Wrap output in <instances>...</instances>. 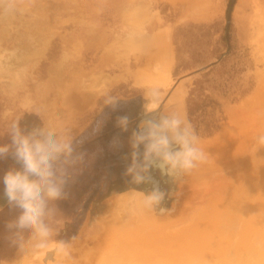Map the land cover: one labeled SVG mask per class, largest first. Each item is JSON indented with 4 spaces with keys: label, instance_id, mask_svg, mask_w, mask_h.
I'll return each instance as SVG.
<instances>
[{
    "label": "rangeland",
    "instance_id": "rangeland-1",
    "mask_svg": "<svg viewBox=\"0 0 264 264\" xmlns=\"http://www.w3.org/2000/svg\"><path fill=\"white\" fill-rule=\"evenodd\" d=\"M260 3L263 0H0V145L11 144L8 131L14 120H18L19 127L25 133L44 125L58 130H72L74 155H82L83 158L69 168L70 178L64 188L65 196L53 202L57 210L54 227L58 236L64 219H73L69 229L73 233L78 232L82 226L85 229L90 219L91 203L103 198L107 203L105 209L95 213L99 222L91 226L90 231L85 230L80 239L70 245V251L75 252L76 260L81 261V264H94L91 256L100 246L106 252L110 247L113 252L114 244H110L120 227L119 221L123 220V215L119 213L115 217L114 214L117 197L132 191L142 200L141 193L147 195L154 185H158L165 193V198L157 208L149 211L155 218L160 217V220L157 219L160 225L167 227L189 211V204L194 201V191H201L205 180L213 184L210 180L213 182L223 170V166L219 167L222 164L217 158V150L210 146L207 149L206 145L216 143L224 136L233 137L235 111L253 103L264 87V52L257 45V40L263 43L261 41L264 39L260 41L262 33L259 35L255 30L256 23L261 20L257 12ZM143 4L147 11L141 14L140 9L146 10ZM139 7L138 12L136 8ZM132 13L137 16L133 17ZM139 13L142 18L138 16ZM145 13L147 17L143 16ZM137 17L141 19H138L140 22H134ZM156 50L157 53L168 50L169 56L170 51L172 53L167 82H155L152 76L151 66L153 68L155 58L158 60ZM153 89L160 93L157 113L170 112L174 107L180 109L200 141H203L200 146L211 156L206 163L180 179L163 175L153 168L149 172L151 182L135 184L125 174L131 163L130 137L133 131L138 130L141 121L157 115H146L144 109L148 103L145 94ZM108 94L118 97L115 106L104 103L103 99ZM132 100L133 103H130ZM174 110L177 112L176 108ZM256 114L264 117L260 109ZM122 116L129 118L127 131L117 124L118 118ZM208 140L211 141L207 143ZM259 149L264 154V148ZM143 150L144 146L141 145L139 151L142 153ZM235 155L237 160L239 155ZM261 157L263 159L264 155ZM213 164L217 166L216 170L212 168ZM20 167L11 154L0 159V264H19L20 260L21 254L12 245L9 239L11 233L7 228V224L20 214V210L9 205L3 184L5 173L10 168ZM204 167V173L199 171ZM262 169L264 171V167ZM195 171L206 177H201ZM234 174L229 175L231 179L238 176V173ZM261 174L259 178L255 175V180L245 177L242 189L252 192H240V197H243L241 193L249 197L247 200L244 195L246 203L242 207L246 206V209L241 207L240 211L245 215H251L253 211L251 217L254 218L252 220L249 217L248 222L253 221L254 225L259 222L263 226L264 173ZM249 182L253 185L250 183L251 187L247 189L244 185H249ZM257 184L253 194L252 186ZM161 207L167 210L163 215L159 211ZM187 229L182 231L186 235L185 239ZM260 229L259 234H263L264 228ZM135 232L138 234L132 236L133 241L125 237L124 242L121 239L122 247L115 240L114 250L115 246H119L122 252L113 253L116 257H113L115 260L111 264H122L125 259L127 264H235L233 261L216 259L211 252L212 256H206V251L209 253L208 246V250L205 246L201 250L196 248V245L200 247L196 241L200 243L202 239V244L209 242V246L216 245L218 241L212 244V236L193 237L195 241L191 245V234L188 235V244V241H183L184 237L183 240L181 236L178 237L182 234L176 237L179 240L175 234L171 240L163 236V239H167L162 240L167 242L165 247L172 243L177 245L181 240L183 243L182 247L178 244L177 251L173 250L175 247L168 246L174 254L162 258L160 255L163 252L158 255L154 249V253H149L151 244L155 240L158 244L161 236L151 239V244L146 242L150 247L145 243L147 246L142 248L138 243L141 231ZM72 237L68 234L65 238L70 240ZM162 241L160 244L163 245ZM130 242L137 246L123 248V243L130 245ZM184 242L189 245L187 247L195 246L194 251L181 249L185 247ZM162 245L154 246L158 248ZM137 249H145L146 257L152 254L158 259H136ZM262 253L260 258L263 262L260 264H264ZM49 254L46 257L50 260ZM81 254H84L83 257H80ZM107 254L111 259V253ZM35 256L37 259L33 257L26 264H52L41 255ZM105 259L103 261L106 263Z\"/></svg>",
    "mask_w": 264,
    "mask_h": 264
},
{
    "label": "clouds",
    "instance_id": "clouds-1",
    "mask_svg": "<svg viewBox=\"0 0 264 264\" xmlns=\"http://www.w3.org/2000/svg\"><path fill=\"white\" fill-rule=\"evenodd\" d=\"M145 97L148 100L144 106L145 114L157 113L159 91L150 90ZM117 100L118 97L110 94L103 99L106 105L113 106ZM117 124L127 131L129 118L119 117ZM8 133L11 144L0 145V159L11 154L21 166L10 168L3 176L4 195L11 207L20 210V214L7 224L11 233L9 239L22 256L30 254L46 258L51 253L52 264H60L71 256L70 242L55 238L57 210L53 202L65 196L69 168L83 157L74 155V137L70 129L58 130L44 125L25 133L18 120H14ZM130 145L131 163L125 174L135 184L151 182L149 172L153 168L163 175L180 179L209 159V154L200 146L195 129L175 111L159 112L155 117L141 121L130 137ZM141 145L144 146L142 153L139 151ZM255 146L264 148V132L255 137ZM141 194L142 206L150 210L157 208L165 198L158 185H154L147 195ZM159 211L163 215L167 210L161 207Z\"/></svg>",
    "mask_w": 264,
    "mask_h": 264
},
{
    "label": "bare ground",
    "instance_id": "bare-ground-1",
    "mask_svg": "<svg viewBox=\"0 0 264 264\" xmlns=\"http://www.w3.org/2000/svg\"><path fill=\"white\" fill-rule=\"evenodd\" d=\"M144 7H145V5H144ZM257 8H258L257 12L261 15V18H260L261 20L259 21V23L258 22L256 23L257 25L255 24L256 25V27H255L256 29L255 30L258 32V34L260 33L259 35H261V33H262V35L259 36L260 41H261V38L264 39V0H263V3H260L259 7H257ZM136 9H138V12H139L140 7L136 8ZM142 10L143 9H140V13L147 11V8H146V10H143V11ZM136 12H133V13L136 14ZM140 13H139L138 16L140 18H142ZM258 13H256V14H258ZM259 14H258V16H259ZM145 15L147 17L146 13L143 16L145 17ZM132 16L135 17L137 15L133 14ZM139 17L136 18L137 20L133 18L135 20V21L134 20L133 21L134 22H140L141 19ZM138 19H140V20L138 21ZM255 20L256 19L254 18V21ZM257 41H258L257 45H259L258 46L259 50L262 49V52H264V40L261 41L263 43H259V40H257ZM165 42L167 43V41H165ZM163 45L165 46V44H163ZM166 48H167V46H166ZM128 49H130V48H128ZM158 50H160V49L158 48ZM158 50H156L155 52L157 53ZM168 52H169L168 50H165V51L163 50L162 52H158L157 53L158 54V57H157L158 60H156V58L153 56L155 58L156 62L153 61L155 63L152 64L154 66H153V68L151 66V69L153 71V75L152 76L155 78L154 79L155 82H160V81L167 82L168 79H169V72H170L169 68H171L170 64H171V61H172L171 60L172 57L170 58V56H172L171 55L172 53L170 51V56H169ZM157 54H154V55L157 56ZM262 55H263L262 61H264V53ZM146 81H147V79H146ZM252 102L253 103L250 102V104H248V105H244V106L239 107L237 109V111L234 110L236 112L235 114H237V115H235L236 118L233 119L234 120V122H233L234 126H233V128L231 127L232 128V132H234V136L233 137H229L230 135L226 136V137L224 136L222 139L218 140V142H216V143H208L211 140L207 141V143H208L206 145L207 149L210 146V147H212V148L217 150V151L215 150L217 152V155H219V156H217V158H218V160L220 159L221 162L220 161L219 162L222 164V165L219 164L220 165L219 167L223 166L221 168H223L225 173L223 172V170L221 172H219L218 175L220 174L221 177L215 174L216 175L215 176L216 179L213 180V182H212V180H210V182L213 183V184L207 183V180H205L206 182L204 181L205 183H203L201 185V187H200L201 191H199V189L197 190V191H199L198 193H197V191L196 192L194 191V194H195L194 195L195 196L194 197V201H193V203L191 202V204L188 203L190 205V207H191V208L188 207L189 211L185 212L183 217L182 216L179 217L180 220H178V221H176L174 223L168 224L169 226L165 227L164 225H160L159 222H157L158 220H160L159 219L160 217L159 218H155V216L149 211L150 209H146V208H144L142 206V204L140 202L142 200L139 199V197L137 196V194L135 192L131 191V192H127L125 194H122L121 196L117 197V199L115 200L116 201V207H115L116 209H115V213L114 214H115V217H116L120 213L121 215H123L122 216L123 220L119 221L120 218H119V220L115 218L117 221L120 222V223L118 222L120 224V227H118V230L115 232L116 234H114L115 237H114V239L112 241L113 243L110 244V245H113V244L115 245V240L117 239L120 242V245H121L120 247H122V243L121 242L122 241L124 242V240H123L124 237L126 239L130 240V241H133L134 238H132V236L135 237V235L138 234V233L135 234L136 233L135 230H137V231H141L139 233V235H141L140 239H139V242L138 241L137 242L139 243V245L142 246V248H144L143 246L146 245L147 243L151 244L150 243L151 239H154V238L158 239V237L160 238V236H161V238L163 236H165L166 238L169 237V240H171V238L174 237V234H175V238H176L178 236V234H182V235L185 234V233H182V231L186 230L188 228L187 229L188 233H186L187 234V238L186 239L184 237L186 235H183V236L179 235L178 236L179 238H180V236H181V238L184 237V240H183V238H182V240L183 241H188L187 244L190 243L189 240H188V238L190 239V237H188L189 234H191L190 235L191 239H193V237H195L196 239H199L198 237H203V235H206V236H208V238L210 236L213 237V238H210L211 240H214L212 244H214L216 241H218L216 245H211L210 244L211 247L215 246L214 248H212L213 251L212 250L210 251L211 247L209 246V242H208V244H206L207 243L206 240H205V242H206L205 244L206 245L204 243L202 244L203 239H202V241H200V243L198 241H196L198 243V246H200V247H197V245H196L197 249L200 248V250H201L202 248H204V246L206 248H207V246L209 247V253H207L208 251H206V249L202 250L204 252L206 251V256H207V254H211L212 253L214 255L212 256V254H211L209 256H212V257H214L216 259L220 258V259H223L225 261H233V262H235V264H260L261 262H263V261H261L260 257H261V253L263 251L262 249H264L263 248L264 245L262 246V243H263V240H264V233L263 234H259L258 231L261 230L260 229L261 227L264 228V224L262 223L263 226H261V223L259 224V222L257 223L258 225H256V224L254 225V223H252L253 221L252 222H248V218L251 217L253 211H251L252 212L251 215L248 214L249 216L246 213V215L248 217L243 212L240 211L241 207L244 206V203H246V200H244V198H246L247 200L249 198V197H247L246 194H248V192L249 193L252 192L250 190L247 191L245 189V188L249 189L248 186L251 187L250 186L251 182H249V185L248 184L244 185V187H245L244 189L246 191H244L242 189L243 188V184H245L244 183L245 177H249V178L251 177L252 179L255 180V178H253V177L257 176L259 178V176H262L261 173H264V171L262 169V167H264V163H263V159L264 158L261 159L263 157V156L261 157V155H264V154L261 153L262 151L260 152V149H257L256 146H255V137L259 133L264 132V117H261L260 114H259L260 116L258 114H256V111L258 109H260V111L264 113V87L262 88V90L260 92V95L257 96V98L254 101H252ZM175 108L177 110V107H174V109ZM173 110H171L170 112H172ZM177 112L181 113L180 109H178ZM258 113H260V112L258 111ZM183 115H185V114L183 113ZM215 141H216V139H215ZM202 142H201V144H202ZM235 153H237V156L239 155V157H237V160L235 159L236 158ZM209 155L211 156V154H209ZM261 160H262L263 164L261 163ZM214 164H215V162H214ZM214 164L212 165V168L216 170L217 166L214 165ZM206 167H204V169L202 168V170L199 169V171L204 173L205 170H206L205 169ZM225 170L227 171V174H226ZM236 170H237L238 176L237 177L235 176L236 178L233 176L232 179H231V177L229 175H232L234 173L237 175ZM199 171H197V173L200 174L201 172H199ZM194 173H196V171ZM213 173H214V170H213ZM221 173H223V175H221ZM200 176H201V174H200ZM203 176L206 177L205 175H202L201 177H203ZM225 177H226V179H225ZM263 177H264V175H263ZM197 178H198V176H197ZM262 178L260 177V179H262ZM260 179H256V180L260 181ZM198 181H200V180L198 179ZM251 184L253 185V183H251ZM203 185L205 186L204 189L202 188ZM256 186H258V184L255 185V186H252V187H254L253 188V194H254V191L256 190L255 189ZM195 187H197V185ZM239 188H240V190H239ZM257 188L259 189V187H257ZM241 191H242V193H243V191L245 193L247 192L246 194H242L241 193V195H243V197H244V195H246V197H244V198L240 197V192ZM206 194H208L207 195L208 198H205V197H207V196H205ZM257 195H258V193H257ZM251 198L252 197H250V199ZM251 200H253V199H251ZM254 200H256V198H254ZM242 208L244 210V209H246V206H245V208L244 207H242ZM250 208H253V206L250 207ZM248 210H250V209H248ZM184 211H185V209H184ZM254 215H255V212H254ZM111 216H112V214H111ZM262 217H264V215ZM253 218H252V220H253ZM263 221H264V219H263ZM113 222H114V220H113ZM261 222H262V220H261ZM180 225L182 226V228H181L182 230L181 229L177 230L179 227H181ZM115 226H118V224L115 225ZM107 227H110V226H107ZM184 227H187V228L184 229ZM190 228L193 229L194 231L193 230L191 231ZM108 231H107V234H108ZM189 231H191L192 233H190ZM192 234H194V236ZM257 234H259V236H258L259 239L257 238ZM260 235L263 236V238L262 237L260 238ZM171 236H173V237H171ZM110 238H112V237H110ZM161 238H160L161 241L162 240L166 241L168 239V238L167 239L166 238L163 239L164 237L162 239ZM121 239H122V241H121ZM176 239H178V238H176ZM117 240H116V242H117ZM136 240H138V239H136ZM169 240H168V242H170ZM182 240L180 241L181 243L178 241L179 243H177V245L176 244L173 245V243H172V245L171 244L170 245L167 244V245L169 247L172 246V248L175 247V248H173V250L175 249L177 251V249H178L177 247L179 245L181 246L182 243H183ZM161 241L158 244H156L158 241L155 240L154 241L155 243L151 244L152 246L147 244V245H149L148 247L151 246V250L153 249L152 251L149 250V253H151V252L154 253L155 251H157L155 253L160 255L163 252L162 253L163 256H161L162 254L160 255V257H162V258L166 257L167 255L169 256V255L174 254V253H172L174 251H172L171 248H169L168 246H167L168 248L165 247L167 242L165 243L164 241H162V242H164L163 245H162V244H160ZM174 241H176V240H174ZM194 241H195V239H193L192 243H190L189 245L193 244ZM261 241H262V243H261ZM184 243L186 244V242H184ZM105 244H106V246H108L106 242H105ZM123 244H124L123 248H131L132 246H137L133 242L132 243L130 242V245L129 244L125 245V243H123ZM185 244L183 245L185 247H183L181 249H183V250L187 249L186 252L187 251L190 252L191 250L194 251L195 246L192 245V248H193L192 249L191 247H187L189 245H187V244L185 245ZM114 245L112 246L113 252L110 251L111 250L110 247L108 248L109 249L108 252L105 251V248H104V250H101L102 246H100V248L98 247V249L96 248V250L94 251L95 253L91 256L92 262L94 264H97V263L98 264H103V263L104 264H108L107 263V261H108L109 264H111L115 260V258H113L114 256L116 257V255H114V254H116L115 252H117V251L119 253L122 252L121 250L119 251V249H121L119 246H115L116 250H114ZM128 245H129V247H128ZM154 245H162V247L157 246L158 248H156ZM125 246H127V247H125ZM95 247H97V246H95ZM117 247H119V248H117ZM163 247L166 249V251L164 250ZM123 248H122V250H124ZM138 248H140V246ZM154 249H155V251H154ZM160 249L162 251H160ZM170 249H171V252L169 251ZM181 249H180V251L183 252V250H181ZM197 249H195V250L197 251ZM144 250H142V249L138 250L137 249L136 252H135V258L139 259V260L143 259L145 261H152L154 259V257L157 258L156 256H153L152 254H149V256L146 257L145 253H147V252H145ZM200 250H198V252ZM207 250H208V248H207ZM101 251L105 252V253L102 254ZM164 251H165V253H164ZM167 251H169L171 254L169 252L167 253ZM193 251H191V252H193ZM85 252H87V251H85ZM100 253H101V256H100L101 259H99L100 260V262H99L98 261V257L100 255ZM107 253H111L112 256L111 255L110 256L112 257L111 258L112 261L109 258V256H107L108 255ZM178 253H179V250H178ZM183 253H181V254H183ZM201 253L205 255V253H203V252H201ZM262 254L264 255V253H262ZM263 255H262V257H263ZM49 256L51 257L52 255L49 254ZM33 257H36V256L35 255H30V254H25L23 256L20 255L19 264H26L30 260L32 261ZM81 257H83V256H81ZM103 257H104V259L106 257V259H105V260H107L106 263H105V261H103L104 260ZM107 258H109V259H107ZM166 258H168V257H166ZM35 259H37V257ZM101 260L103 261L102 263H101ZM126 262H127V260L125 259L124 263H122V264H125Z\"/></svg>",
    "mask_w": 264,
    "mask_h": 264
},
{
    "label": "flooded vegetation",
    "instance_id": "flooded-vegetation-1",
    "mask_svg": "<svg viewBox=\"0 0 264 264\" xmlns=\"http://www.w3.org/2000/svg\"><path fill=\"white\" fill-rule=\"evenodd\" d=\"M130 103H133V100H132V102L130 101ZM141 111H143V110H141ZM141 111H140V113H141ZM104 199L105 198L94 200L91 203V205L89 206V211L91 209V216H90V219H89L88 223L86 224L85 229L82 226L78 232L73 233L69 229L70 228L69 224L72 223L73 219H71V218H69L70 220L69 219H64V221H63L64 223H63V225H62V227L60 229V231H61L60 233L61 234L59 236L56 235L55 238L58 239V240H63V241H66V242H70V245H72L73 243L78 241L80 239L81 235H83L85 230L86 231H88V230L90 231V227L95 225V224H97L99 222V219L96 218L95 213L99 212L102 208L105 209L107 207V203L105 202ZM94 203H95V205H94ZM55 230L57 231L56 228H55ZM68 234L73 236L70 240L65 238V237H67ZM76 258H77V255L75 254V252L71 251L70 258L67 261L60 262V264H81L82 262L79 261V260H76ZM39 259H40V257H39ZM39 259H38V261H40ZM45 259L48 260L47 262H51L50 260L52 259V256L50 257V260H49V257L48 258L46 257ZM40 263H41V261H40Z\"/></svg>",
    "mask_w": 264,
    "mask_h": 264
},
{
    "label": "crops",
    "instance_id": "crops-1",
    "mask_svg": "<svg viewBox=\"0 0 264 264\" xmlns=\"http://www.w3.org/2000/svg\"><path fill=\"white\" fill-rule=\"evenodd\" d=\"M94 205H95V203H94ZM81 256H83V255H81ZM81 256H80V257H81Z\"/></svg>",
    "mask_w": 264,
    "mask_h": 264
}]
</instances>
